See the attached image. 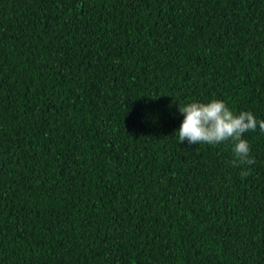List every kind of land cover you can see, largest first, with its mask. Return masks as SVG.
I'll list each match as a JSON object with an SVG mask.
<instances>
[{
    "label": "trees",
    "instance_id": "1",
    "mask_svg": "<svg viewBox=\"0 0 264 264\" xmlns=\"http://www.w3.org/2000/svg\"><path fill=\"white\" fill-rule=\"evenodd\" d=\"M212 100L264 120V0H0V264H264V134L175 135Z\"/></svg>",
    "mask_w": 264,
    "mask_h": 264
},
{
    "label": "clouds",
    "instance_id": "2",
    "mask_svg": "<svg viewBox=\"0 0 264 264\" xmlns=\"http://www.w3.org/2000/svg\"><path fill=\"white\" fill-rule=\"evenodd\" d=\"M179 112L184 117L175 133L180 144L187 141L190 145H217L231 141L233 159L230 163L233 167L241 168L255 163L250 156L249 144L243 136L257 131V128L264 134V120H257L249 111H241L236 115L222 100L192 102L179 106ZM250 174L247 169L240 173L242 179Z\"/></svg>",
    "mask_w": 264,
    "mask_h": 264
}]
</instances>
